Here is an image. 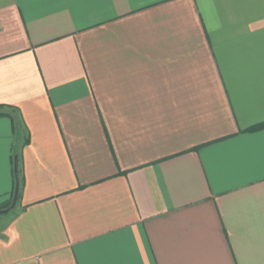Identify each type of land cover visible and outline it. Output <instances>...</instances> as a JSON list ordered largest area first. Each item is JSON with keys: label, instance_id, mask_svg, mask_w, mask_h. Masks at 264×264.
<instances>
[{"label": "crops", "instance_id": "0c3cea01", "mask_svg": "<svg viewBox=\"0 0 264 264\" xmlns=\"http://www.w3.org/2000/svg\"><path fill=\"white\" fill-rule=\"evenodd\" d=\"M0 111V264H264V0H0Z\"/></svg>", "mask_w": 264, "mask_h": 264}, {"label": "water", "instance_id": "95a60500", "mask_svg": "<svg viewBox=\"0 0 264 264\" xmlns=\"http://www.w3.org/2000/svg\"><path fill=\"white\" fill-rule=\"evenodd\" d=\"M13 175H14V189H13V195L11 199V203L8 208L1 209L0 215L8 213L10 210H12L15 205L18 198L19 193V175H18V163H17V157L15 156L13 159Z\"/></svg>", "mask_w": 264, "mask_h": 264}, {"label": "trees", "instance_id": "16d2710c", "mask_svg": "<svg viewBox=\"0 0 264 264\" xmlns=\"http://www.w3.org/2000/svg\"><path fill=\"white\" fill-rule=\"evenodd\" d=\"M0 116H9V117H10V115H9L8 113L3 112V111H0ZM11 118H12V117H11ZM262 127H264V124H262V125H258V126H255V127H252V128L249 129V131L257 130V129H260V128H262ZM21 185H22V181H21V178H20V181H19V190H20V188H21ZM18 199H19V196H18V198H17V201H18ZM10 203H11V200L8 201L7 203H5L4 205L0 206V210H1V209L8 208L9 205H10Z\"/></svg>", "mask_w": 264, "mask_h": 264}, {"label": "rangeland", "instance_id": "374dc122", "mask_svg": "<svg viewBox=\"0 0 264 264\" xmlns=\"http://www.w3.org/2000/svg\"><path fill=\"white\" fill-rule=\"evenodd\" d=\"M14 159V157L12 158V160Z\"/></svg>", "mask_w": 264, "mask_h": 264}]
</instances>
